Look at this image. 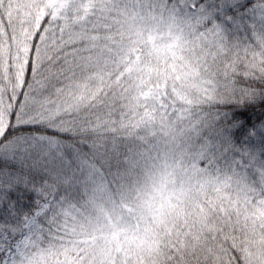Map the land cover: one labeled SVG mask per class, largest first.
Returning <instances> with one entry per match:
<instances>
[{"label":"snow or ice","instance_id":"obj_1","mask_svg":"<svg viewBox=\"0 0 264 264\" xmlns=\"http://www.w3.org/2000/svg\"><path fill=\"white\" fill-rule=\"evenodd\" d=\"M0 264H264V0H0Z\"/></svg>","mask_w":264,"mask_h":264}]
</instances>
